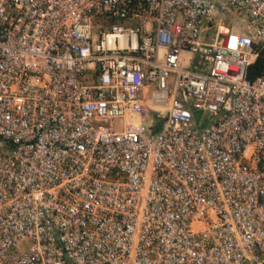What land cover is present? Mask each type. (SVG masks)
Returning a JSON list of instances; mask_svg holds the SVG:
<instances>
[{
    "label": "built area",
    "instance_id": "1",
    "mask_svg": "<svg viewBox=\"0 0 264 264\" xmlns=\"http://www.w3.org/2000/svg\"><path fill=\"white\" fill-rule=\"evenodd\" d=\"M259 51L264 0H0V264H264Z\"/></svg>",
    "mask_w": 264,
    "mask_h": 264
},
{
    "label": "trees",
    "instance_id": "2",
    "mask_svg": "<svg viewBox=\"0 0 264 264\" xmlns=\"http://www.w3.org/2000/svg\"><path fill=\"white\" fill-rule=\"evenodd\" d=\"M256 48V45H253ZM264 75V56L262 51H259L257 57L254 59L246 70V77L249 81Z\"/></svg>",
    "mask_w": 264,
    "mask_h": 264
},
{
    "label": "rangeland",
    "instance_id": "3",
    "mask_svg": "<svg viewBox=\"0 0 264 264\" xmlns=\"http://www.w3.org/2000/svg\"><path fill=\"white\" fill-rule=\"evenodd\" d=\"M228 20H230V18H228L225 22H226V23H229ZM184 56L190 58L191 61L194 60V59H196V56H195L194 54H189V53H188V54H185ZM186 67H190V66L187 65ZM152 89H153V87H150L149 91L147 92V98L144 100V104H145L147 107L150 106L149 95H150V92L152 91ZM163 115H164V112H163V111L156 113V116H157V117H161V116H163ZM204 116H207V115L204 114ZM153 120H155V122L158 121L157 118H153ZM159 129H160V124H156V125L154 126L153 132H157ZM115 130H120V124H119L118 122L115 123Z\"/></svg>",
    "mask_w": 264,
    "mask_h": 264
}]
</instances>
